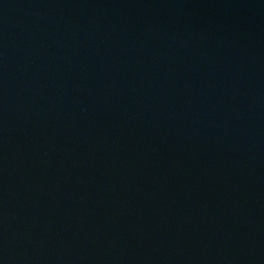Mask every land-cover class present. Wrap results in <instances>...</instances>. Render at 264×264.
I'll return each mask as SVG.
<instances>
[{
	"label": "water",
	"instance_id": "obj_1",
	"mask_svg": "<svg viewBox=\"0 0 264 264\" xmlns=\"http://www.w3.org/2000/svg\"><path fill=\"white\" fill-rule=\"evenodd\" d=\"M0 264H264V0H0Z\"/></svg>",
	"mask_w": 264,
	"mask_h": 264
}]
</instances>
